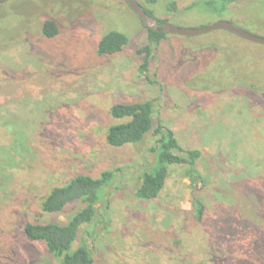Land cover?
Segmentation results:
<instances>
[{"label":"rangeland","instance_id":"1","mask_svg":"<svg viewBox=\"0 0 264 264\" xmlns=\"http://www.w3.org/2000/svg\"><path fill=\"white\" fill-rule=\"evenodd\" d=\"M135 1L178 28L230 22L264 38L263 0H239L221 14L188 11L204 0ZM126 5L0 4V264H60L44 244L28 241L23 227L66 223L70 212H41L48 192L106 171L115 179L72 251L84 243L95 264H264V46L217 31L168 35L145 51L147 31ZM47 20L59 25L55 39L42 35ZM111 31L128 36V45L100 56L98 42ZM242 81L251 87L239 88ZM147 101L155 128L161 122L184 149L201 151L202 186L185 167H171L157 199L134 198L158 137L112 148L106 133L119 123L110 116L113 105ZM194 198L204 205L200 221Z\"/></svg>","mask_w":264,"mask_h":264},{"label":"trees","instance_id":"2","mask_svg":"<svg viewBox=\"0 0 264 264\" xmlns=\"http://www.w3.org/2000/svg\"><path fill=\"white\" fill-rule=\"evenodd\" d=\"M158 1L160 2V0H147L152 6L156 5ZM238 1L204 0L191 4L188 11L196 9L198 12L204 10L211 14H221L229 12V8ZM138 5L149 16L156 19L153 10ZM167 9L175 11L176 4L170 1ZM156 20L159 24H169L167 21ZM143 27L147 31L145 51L146 49L158 47L168 37L166 34L147 29L144 25ZM41 32L43 37L50 40L61 34L59 25L53 20L45 21ZM128 42L129 38L125 34L117 31L108 32L98 42V54L100 56L119 54L124 51ZM145 56L144 69L147 68L149 60V55L146 54ZM144 74H147V72L145 71ZM238 87L249 89L251 83L242 81ZM110 116L119 121L118 124L111 125L107 129L106 141L112 148L138 146L150 133L158 137L152 150L154 162L139 177L138 186L133 193L134 198L141 201L157 199L165 187L171 167H185L186 177L191 183L203 185L204 179L197 169V163L202 155L201 151L184 149L176 139L175 133L161 122L155 128L154 104L152 101L115 104L110 109ZM114 179L115 172L106 171L98 178L83 175L76 176L64 185L53 188L43 199L41 212L46 215L70 212V218L64 224L27 223L23 227L25 238L33 243L44 244L48 253L58 259L60 264H95L90 250L84 243H81L73 251L71 249L72 245L79 240L81 229L94 221L105 191L112 185ZM193 207L198 220H202L205 213L203 203L194 198Z\"/></svg>","mask_w":264,"mask_h":264},{"label":"water","instance_id":"3","mask_svg":"<svg viewBox=\"0 0 264 264\" xmlns=\"http://www.w3.org/2000/svg\"><path fill=\"white\" fill-rule=\"evenodd\" d=\"M6 1L9 0H0V4H3ZM124 2L147 29L158 33L190 38L211 34L217 31H225L247 42L264 46V38L252 35L230 22H217L200 29H182L171 24H159L156 19L149 16L142 8H140L135 0H124Z\"/></svg>","mask_w":264,"mask_h":264},{"label":"flooded vegetation","instance_id":"4","mask_svg":"<svg viewBox=\"0 0 264 264\" xmlns=\"http://www.w3.org/2000/svg\"><path fill=\"white\" fill-rule=\"evenodd\" d=\"M214 33V32H213ZM208 35V34H207ZM173 36H175V35H173ZM179 37V36H178ZM186 38H188V37H186ZM191 38V37H190Z\"/></svg>","mask_w":264,"mask_h":264}]
</instances>
